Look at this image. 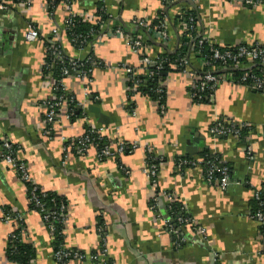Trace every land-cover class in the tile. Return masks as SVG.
<instances>
[{
	"label": "crops",
	"instance_id": "1",
	"mask_svg": "<svg viewBox=\"0 0 264 264\" xmlns=\"http://www.w3.org/2000/svg\"><path fill=\"white\" fill-rule=\"evenodd\" d=\"M47 1L20 0L12 10H0V138L16 146V161L24 167L22 176L18 165L0 161V264H14L7 251L16 226L14 218L4 222L8 212L22 215L17 232L32 249L28 264H58L56 243L85 255L103 246L110 264H264L262 234L253 218L255 193L264 203V96L224 82L201 102L192 97L188 72L171 65L160 75L164 103L138 92L129 99L127 72L147 75V66L127 46L128 37L143 41L142 59L156 62L164 53L177 54L179 11L197 12L195 40L264 47V0L255 6L239 0H168L167 9L162 0H74L73 11H91L94 20L75 19L69 28L65 5L58 3L50 13ZM162 11L165 42L133 24L154 26ZM28 23L39 35L31 43L24 37ZM54 32L62 56L91 63L85 81L61 77L63 66L60 78L46 73L45 44ZM193 50L189 47L184 59L187 70L200 66ZM53 82H61L60 92L75 102L65 103L59 118L46 125L44 103L57 95ZM216 122L236 133L212 136ZM85 136L90 142L79 152L76 143ZM120 144L130 150L117 153ZM106 146L112 156L101 155ZM206 154L228 167L226 189L204 180ZM185 160L196 163L178 167ZM151 167L154 186L145 174ZM23 177L42 193L64 199L58 235L50 234L39 212L29 207ZM156 194H169L191 219L192 226L178 234L184 244L176 246L165 229L169 200L162 196L152 209Z\"/></svg>",
	"mask_w": 264,
	"mask_h": 264
},
{
	"label": "built area",
	"instance_id": "2",
	"mask_svg": "<svg viewBox=\"0 0 264 264\" xmlns=\"http://www.w3.org/2000/svg\"><path fill=\"white\" fill-rule=\"evenodd\" d=\"M243 4L247 6H255L260 3V0H239ZM65 5V8L67 9L68 16L66 18V27L69 28L73 21L75 19H80L81 21L91 22L94 20L93 12L91 11H84L80 10L77 13L73 11V3L74 0H49L47 1L48 8H50V13L55 9V7L58 5V3H61ZM22 5L20 3V0H0V10H12L14 6ZM177 17V23L175 24L177 27V30L180 34H185L190 41L194 39L193 34L196 32V24L194 23V19L191 17H186L184 15V11H179L176 14ZM133 24L138 26L141 30L146 31L147 33L154 34L159 41L165 42L167 40V23L165 20H161L160 23L152 26L151 24L145 22V21H134ZM196 35V34H195ZM197 36V35H196ZM195 36V37H196ZM25 40L27 42H34L37 41L39 38V35L37 33V30L34 28L32 23H28L26 27V33H25ZM56 34L54 32V35L46 42V54L49 55L51 58V61L49 64L46 65V70L50 74V69H53L54 65H58L60 67L63 66V69L61 70V77H65L68 74L75 75L76 77H79L82 80H86L88 78V73L90 70V64L87 61L82 60H68L64 56L61 55V52L58 51V48L55 46L56 43ZM196 43L194 45L195 55L199 62V69L196 70L193 67H191L189 70V63L186 60H182V66L184 67L183 71L188 72L190 78L193 81V93L192 97L197 98L196 100L200 101L203 99H210L212 94L214 93L216 87L218 85L229 82L234 83L237 82L230 74H222L221 71L223 69H226L228 67L232 68L237 65H240V62L243 63V61L246 62H259L264 63V48H261L258 45H247V44H241L235 47L236 51L234 53L230 51H224L220 52L217 49L213 48V45L215 43L211 42L208 39L203 38L202 36L197 37L195 41H192V43ZM207 44L210 47V50L212 52V55L207 58L205 56H200V50L202 47ZM127 46L137 55L140 56L142 63L147 66V74L149 77H152L154 73L157 71L162 70V66L160 64V61L152 62L148 59H142L141 57V50L143 47V41L140 38L131 36L127 39ZM219 61L220 65H216V62ZM235 65V66H234ZM240 67V66H238ZM218 69H221L220 71ZM245 72L242 73V77L239 79L238 83L244 84L251 88L254 91L259 92L264 96V79L257 77L255 75H252L250 72L247 71L248 68L242 67ZM198 71H202L200 75H197ZM129 74V85H128V91L131 93H136V90L139 86V81L136 77V74L128 69L127 70ZM250 83H249V82ZM60 88L62 89L61 82H53L51 90L53 91V94L55 92L57 95H54L51 97L47 102L44 103L45 108V114H44V121L46 125H50L55 119L59 118L62 107L65 103H69L70 105L74 104V100L70 97H67L64 92H60ZM208 90L209 94L205 98L201 95L204 91ZM63 91V90H62ZM158 93H161L160 89H157ZM200 94V96H198ZM78 107L83 109L82 104H77ZM83 115H85L83 113ZM67 117V115H66ZM236 133V131L232 130V128L226 127L224 124L220 122H216L213 127L210 129V134L212 136H228L231 134ZM90 142V138L88 136H85L78 140L76 143V149L79 152H83L86 145ZM127 147V148H126ZM124 150H130V147L127 145L120 144L117 148V153L124 152ZM17 148L15 145L10 144L7 140L0 138V161L9 165H18V170L20 172V175L23 176L24 174V167L22 164L17 163L16 161V154ZM114 153L109 149V147H103L101 151L102 156H112ZM250 154V153H248ZM196 162L191 160H185L180 161L178 164V167H181L182 165H194ZM202 163V162H201ZM203 164L205 165V174H204V180L206 183L210 185H215L216 187L224 190L226 189L228 183H229V169L225 165L221 164L218 158L214 156H207L203 158ZM155 169L154 168H148L145 170V174L149 179L150 185H155L154 175H155ZM23 179L28 182L32 189L28 191V203H30L33 208L39 212V214L42 217V221L44 225L46 226L48 232L52 235L56 234L58 232V224L63 225L64 222V216H65V205H60L59 209L57 211H50L49 208L46 206V204L43 203L42 199H40L36 192L37 188L28 181L27 177H23ZM166 197L167 200H169L170 204L168 205V208L170 209L171 204L173 203V199L169 194H163L159 196V194H156L154 196V199L152 200L151 207L152 209H156L158 205H160V199L161 197ZM261 194L255 193V200L257 203V209L255 213L253 214V218L258 223L259 227H264V203L260 200ZM183 212L184 210L181 209ZM13 216V217H12ZM14 218V225L16 226L14 230H12L9 233L8 241L9 243H14L16 241L21 242V238L19 233L17 232V229H20L21 223H22V215L20 213H12L8 212L7 214L3 215V220L5 223L11 221V218ZM175 222L178 225V228H173L169 224L174 223V220L170 218V216L165 212L164 217V224L166 231L168 232L171 237L176 238V246L180 244L185 243V238L181 237L179 238L177 232H182V229L184 227H191V219L184 213L183 216H179L175 218ZM170 227H169V226ZM175 229L177 231H175ZM261 239L264 244V229H261ZM54 260L58 264H67L70 260L74 261H88L91 264H110L107 260L106 250L102 247L90 255H85L84 253H80L77 251H64L58 248L55 250V253L53 255ZM67 259V261H65ZM15 264V263H14Z\"/></svg>",
	"mask_w": 264,
	"mask_h": 264
},
{
	"label": "trees",
	"instance_id": "3",
	"mask_svg": "<svg viewBox=\"0 0 264 264\" xmlns=\"http://www.w3.org/2000/svg\"><path fill=\"white\" fill-rule=\"evenodd\" d=\"M49 1V0H48ZM163 1V6L165 7V9H167L171 3H168V0H162ZM164 9V10H165ZM184 15L186 17H191L194 19V23L197 24L198 20H197V12L195 10H186L184 12ZM165 19V14L164 11L160 12V14L157 16V21H155L153 24H158L161 22V20ZM174 24L177 23V17L174 18ZM196 35L193 34V37H195ZM180 45L178 48V52L176 55H170L168 53H164L163 55H161L159 57V61L160 64L162 66V70L161 71H157L156 73H154V75L152 77H149L148 74L146 76H138L137 78L140 80L139 86L136 90V92H138L139 94H142L144 96H148L152 99L158 100L159 103H164V90L161 93L157 92V89H159V83L162 80V77L160 76L162 72H167L170 71V67L171 65H175L176 70H183L184 67L182 66V60L185 59L187 52H189V47H192V49L194 48V45H196V43H191L190 45V39L187 38V36L185 34H180ZM47 45V44H45ZM214 49H217L220 52H224V51H230L232 53H234L236 51L235 47H220L216 44L213 45ZM264 48V47H261ZM196 49L193 50V52ZM212 55V52L210 50V47L205 44L202 49L200 50V56H205L207 58H209ZM45 60H46V64H49L51 61V58L49 57L48 54H46L45 56ZM220 62L217 61L216 65H220ZM235 66V65H234ZM240 66V67H238ZM58 65L54 66V69H52V71L50 73H54L57 74V76H59L60 78V70H59ZM242 67H246L248 68L247 71L250 72L252 75H255L257 77L263 78L264 79V63H257V62H246L243 61V63L240 62V65H237L236 68L235 67H228L226 69H223L222 74H230L233 79H235L237 82L239 81V79L242 77V73H244L245 71L243 69H241ZM200 70V69H199ZM219 71L221 69H218ZM202 71H198L197 75H200ZM47 73V72H46ZM249 82V81H248ZM250 83V82H249ZM209 91L206 90L204 91L201 95L203 96V98H205L206 96H208ZM133 95V93L128 92V98L130 99V97ZM198 96H200V94H198ZM197 99V98H195ZM200 100L201 102L204 101ZM209 155H204V158L207 157ZM26 188H27V192L30 191L32 189V186L27 183L26 184ZM37 196L42 199L43 203L46 204V206L49 208L50 211L54 210L57 211L60 207V205H65V201L64 199L53 195V194H49V193H42L40 190H37L36 192ZM29 207H31L32 209L33 206L29 203ZM257 208V206H256ZM182 205L179 202H173L170 206V209L166 208V213L170 216V218L172 220H174V223H170L169 225L171 227H175L178 228L177 223L175 222V218L179 217V216H183L184 212L181 210ZM264 210V208H263ZM264 212V211H263ZM168 225V226H169ZM166 226V225H165ZM169 226V227H170ZM58 228V232L56 233V235L59 234V232L61 231L62 225L58 224L57 226ZM260 228V227H259ZM261 229H264V227H261ZM175 231H177L175 229ZM179 234V232H177ZM178 236V235H177ZM175 241V243H177L176 238L172 237ZM57 239L60 240V238L57 237ZM58 243L55 244V248L54 250L58 249ZM8 255H9V259L12 263L15 264H28L30 258H32L33 256V252L30 246L28 245H24L22 243H19V241H16L14 243L10 244V247L7 251ZM67 261V259H66Z\"/></svg>",
	"mask_w": 264,
	"mask_h": 264
}]
</instances>
